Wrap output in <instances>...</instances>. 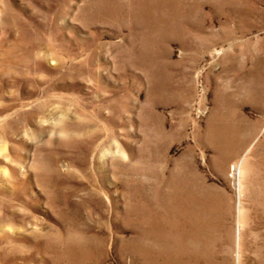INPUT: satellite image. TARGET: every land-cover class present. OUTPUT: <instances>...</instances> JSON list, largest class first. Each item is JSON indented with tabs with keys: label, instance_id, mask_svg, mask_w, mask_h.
<instances>
[{
	"label": "rangeland",
	"instance_id": "374dc122",
	"mask_svg": "<svg viewBox=\"0 0 264 264\" xmlns=\"http://www.w3.org/2000/svg\"><path fill=\"white\" fill-rule=\"evenodd\" d=\"M194 257L264 264V0H0V264Z\"/></svg>",
	"mask_w": 264,
	"mask_h": 264
},
{
	"label": "bare ground",
	"instance_id": "6f19581e",
	"mask_svg": "<svg viewBox=\"0 0 264 264\" xmlns=\"http://www.w3.org/2000/svg\"><path fill=\"white\" fill-rule=\"evenodd\" d=\"M232 170H233V174H234L235 176L239 177V173H240V166H239V163L234 164ZM237 186H238V185H237ZM238 212H239V211H238ZM237 235H238V238H239V228H238V233H237ZM193 259H194V264H198L199 259H198L197 257H194ZM145 264H158V263L153 262V263H145ZM199 264H201V263H199Z\"/></svg>",
	"mask_w": 264,
	"mask_h": 264
}]
</instances>
